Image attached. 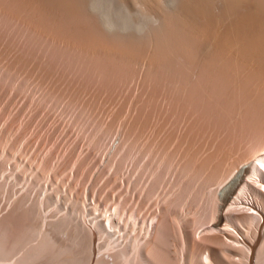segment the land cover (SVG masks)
Segmentation results:
<instances>
[{"label":"bare ground","instance_id":"1","mask_svg":"<svg viewBox=\"0 0 264 264\" xmlns=\"http://www.w3.org/2000/svg\"><path fill=\"white\" fill-rule=\"evenodd\" d=\"M0 58V264H264V0H0ZM33 76L100 107L136 79L105 161Z\"/></svg>","mask_w":264,"mask_h":264},{"label":"rangeland","instance_id":"2","mask_svg":"<svg viewBox=\"0 0 264 264\" xmlns=\"http://www.w3.org/2000/svg\"><path fill=\"white\" fill-rule=\"evenodd\" d=\"M1 60L4 61L2 58H0V62H1L0 63L1 64L0 65V69L3 67L2 64L5 63V62H2ZM33 77H35V78H33ZM33 77L29 81V89L27 90V93L29 95H34L36 97H41L44 100V102H45L44 108L45 109H48L49 111L51 110L50 112L51 113H54L53 114L54 117L60 118V119H66V121L69 122L71 128H73V130L80 136V138L82 137L81 141H83V145H85V147H88L89 145H91V147L90 146L89 147L91 149H93L92 151H94L95 153H99L100 155H102L103 161H105V158L107 157V154L109 152L108 151L109 145H110L111 141L113 140V138L115 137L116 132H117V129H118L120 123H122L123 121L126 120V118H128L127 115H129V110H130L129 107H127V110L125 112L126 114H123L122 115V113H121L122 116L121 117L119 116V118L117 119L118 123H115L114 126H113V128H112V130H111V131H114V132H112V133L108 132V134H107V132L105 130L110 125V123L112 121V113L115 112V111H117V109L119 110V108L121 109V107L123 108V104L125 103V99H127V100L130 99L132 95H135L136 94V91L137 92L139 91V84H137V83L135 84V82H136L135 80L136 79L135 80H132L128 84V86H124L123 87V90L119 94V97L117 96L118 99L117 98L115 99L116 101L115 100H114V102L113 101H108L109 103H106L105 104V103H103L104 101L102 100V106L100 107V106L93 105L92 102L90 101V98H88V97H91V93L89 94V96H87L88 94H86V93L83 94L82 97L79 98L80 100L78 99V100H76L74 102L73 101H70V99L68 100V98H65V97H62L61 99H58V95L56 97H54L53 99H50L47 96H45V89H46V87L45 86L44 87L43 86L41 87V84L39 83V80L36 79V76H33ZM35 81L37 82V84H35L36 83ZM135 85H136V87H135ZM128 92H129V94H128ZM104 96L102 95V97L100 99H104L105 98ZM83 97H84V99H83ZM87 98H88L89 102H88ZM42 99H40V100H42ZM67 100L69 101V103H67L68 102ZM65 101H66V103H65ZM117 101H118V103H117ZM86 103H87V105H86ZM89 103H90V105H89ZM115 103H116V105H114ZM51 104H52V106H51ZM82 104H83V106L86 105L87 107L84 106L83 108H85V109H83L82 108ZM88 105H89V107H88ZM90 106H93V107H91L92 109H89ZM58 107L59 108L61 107V109H59ZM62 107H63V109H62ZM70 107H71V109H70ZM99 108L101 109L100 111H99ZM93 109H94V111H93ZM87 115L89 116V118H87L88 117ZM75 119H76V121H75ZM98 122L100 123L99 126H98V124H99ZM74 125H76V126H74ZM99 128L101 129V131L99 130ZM126 129H127V126L125 124L124 125V128H123V131H122L121 138L119 139L118 144L114 148V153L116 152L117 155H119L122 151H124L125 144L133 141V139H134V136L131 137V138H128L126 136ZM166 131H164L162 133V135L165 134ZM99 139H101V140H99ZM177 141H178V138L170 144V147L169 148L175 147V144L177 143ZM96 145H97V147H96ZM141 154L143 156V152L140 149V152L138 151V154L137 155L135 153L136 158L137 159L138 158H141V157H139V155H141ZM157 154L158 155H156V156H157V159H158V157H159L160 154L159 153H157ZM178 158L179 157L177 156V158L175 159L174 168H176V166H177ZM96 168H97V166H96ZM94 170H95V166H94ZM93 174H94V171H92V174L91 173L89 174V178H90L91 175L93 176ZM169 177H171V175ZM167 181H169V179H167ZM167 181L165 183H167ZM175 181H177L176 173H173V177H171V183H169V185H167V187H165V184H164V188L171 190V187H173V183H175ZM189 200L191 201V199H189Z\"/></svg>","mask_w":264,"mask_h":264}]
</instances>
